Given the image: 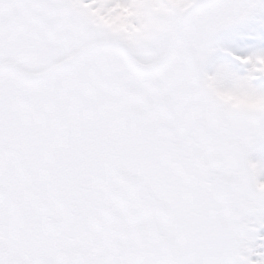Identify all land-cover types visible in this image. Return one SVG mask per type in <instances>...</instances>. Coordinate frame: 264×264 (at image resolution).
Masks as SVG:
<instances>
[{
    "label": "snow or ice",
    "instance_id": "6c2138e0",
    "mask_svg": "<svg viewBox=\"0 0 264 264\" xmlns=\"http://www.w3.org/2000/svg\"><path fill=\"white\" fill-rule=\"evenodd\" d=\"M0 264H264V0H0Z\"/></svg>",
    "mask_w": 264,
    "mask_h": 264
}]
</instances>
